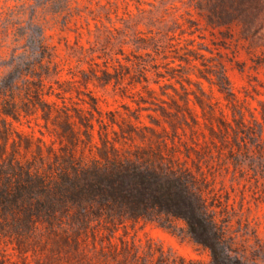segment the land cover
<instances>
[{
	"label": "trees",
	"instance_id": "16d2710c",
	"mask_svg": "<svg viewBox=\"0 0 264 264\" xmlns=\"http://www.w3.org/2000/svg\"><path fill=\"white\" fill-rule=\"evenodd\" d=\"M50 1L64 12L62 22L66 25L74 16L73 0ZM199 7L205 9L210 26L227 31L236 26L249 46H264V0H206ZM78 11L75 13L84 21L78 34L81 28L91 34L93 23L97 32L102 26L113 31L115 26L103 22L93 8L87 14ZM30 22L38 26V32L13 36L12 71L0 78V251L11 248L24 264L29 258L37 264H196L166 250L153 238L144 243L129 231V226L141 223L175 234L176 222L182 221L185 226L181 237H187L198 249L208 250L211 264H245L243 258L233 254L225 227L218 219L213 189L202 171L196 173L178 162L175 155H165L166 142L156 144L155 139L130 152L123 144L110 140L107 128L98 146L93 137L94 124L84 109L76 110L74 115L65 99L63 104L46 101V79L59 72L58 65L52 63L45 26L33 18ZM174 37L166 32L159 37L141 38L144 48L152 47L164 55L163 63L154 66L157 78H177L176 65L193 61L188 52H180L182 47L177 46ZM76 43L87 50L80 41ZM20 48L24 49L22 55L18 54ZM188 51L195 59L205 55ZM29 52L35 55L33 59L28 57ZM256 62L263 64L264 57ZM149 71L140 62L126 67L131 84L149 82ZM197 77L200 93H195L194 99L185 95V103L191 100L203 110H213L214 103L200 78L208 80L212 92L217 90L226 98L234 95L221 61L212 64L210 70L200 69ZM112 82L121 85L120 71L115 69L113 73L108 63L101 65L98 61L68 80V84L79 83L86 88L90 83L106 86ZM59 89L62 94L68 91L61 86ZM91 107L102 111L98 101L93 100ZM34 115L53 129L59 146L55 140L48 142L15 124ZM79 123L86 126L84 135L89 146H85ZM120 126L131 132V126ZM151 131L158 134L153 128Z\"/></svg>",
	"mask_w": 264,
	"mask_h": 264
},
{
	"label": "rangeland",
	"instance_id": "374dc122",
	"mask_svg": "<svg viewBox=\"0 0 264 264\" xmlns=\"http://www.w3.org/2000/svg\"><path fill=\"white\" fill-rule=\"evenodd\" d=\"M205 2L73 0L74 16L64 25V12L57 4L51 5L50 0H0V78L12 71L13 36L20 32L36 34L39 28L31 24L32 18L43 24L52 63H57L59 71L46 79V101L66 102L74 115L76 110L84 109L87 119L94 124L93 137L98 146L102 145L107 128L110 140L123 144L130 152L145 147L150 140L155 139L156 144L166 142L165 155H175L178 162L196 173L202 171L209 179L218 219L225 227L233 254L243 258L245 264H264V63L256 62L264 57V46H249L236 26L228 31L210 26L204 17L205 9L199 7ZM89 8L103 22L114 25L113 31L102 26L97 32L93 23L91 34L85 28L78 34L84 21L75 12L79 9L87 14ZM166 32L175 36L174 42L182 47L180 52H188L193 58L191 64L183 62L184 67L176 65L178 77L171 80L157 78L154 66L163 63L164 55L152 47L144 48L141 39ZM76 41L87 50L79 48ZM188 48L198 51V56L205 54L201 55L204 63L201 58L195 59ZM23 52L20 48L18 54ZM28 55L30 59L35 56L30 52ZM95 61L101 65L108 63L113 73L115 69L120 71L121 85L90 83L86 88L79 83L68 84L75 73L80 75L81 70ZM220 61L226 66L234 95L226 98L217 90L212 92L208 80L200 78L214 103L213 110H203L191 100L185 103V95L194 99L195 93H200L195 83L199 70H210L212 64ZM131 62H140L151 69L149 82L130 83L126 67ZM60 86L68 91L58 93ZM93 100L98 101L102 111L91 107ZM15 124L22 131L60 145L53 129L47 128L39 115ZM79 125L85 146H89L84 135L86 126ZM120 125L131 126L128 129L131 132L123 131ZM151 128L158 134L153 135ZM176 225L175 234L160 226L141 223L129 226V231L144 243L153 238L166 250L195 260L196 264H211L208 250L198 249L187 237H181L184 223L177 221ZM13 252L11 248L0 251V264H24ZM28 264L37 263L29 258Z\"/></svg>",
	"mask_w": 264,
	"mask_h": 264
}]
</instances>
